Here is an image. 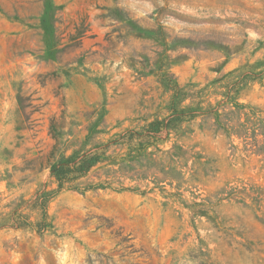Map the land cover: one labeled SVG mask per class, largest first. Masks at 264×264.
Here are the masks:
<instances>
[{
  "label": "rangeland",
  "instance_id": "rangeland-1",
  "mask_svg": "<svg viewBox=\"0 0 264 264\" xmlns=\"http://www.w3.org/2000/svg\"><path fill=\"white\" fill-rule=\"evenodd\" d=\"M0 264H264V0H0Z\"/></svg>",
  "mask_w": 264,
  "mask_h": 264
},
{
  "label": "trees",
  "instance_id": "trees-1",
  "mask_svg": "<svg viewBox=\"0 0 264 264\" xmlns=\"http://www.w3.org/2000/svg\"><path fill=\"white\" fill-rule=\"evenodd\" d=\"M92 164V159L83 161L82 163L78 164L76 162L72 163V161H70L68 158H62L52 165L51 174L56 177L60 185H62L63 182L67 180L68 175L71 172L77 174L86 173L91 168Z\"/></svg>",
  "mask_w": 264,
  "mask_h": 264
}]
</instances>
